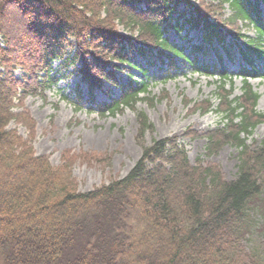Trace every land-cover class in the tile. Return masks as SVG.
<instances>
[{"label": "trees", "instance_id": "1", "mask_svg": "<svg viewBox=\"0 0 264 264\" xmlns=\"http://www.w3.org/2000/svg\"><path fill=\"white\" fill-rule=\"evenodd\" d=\"M216 1L0 0V264H264V137L247 142L264 122L248 82L264 74V0ZM185 25L201 31L199 42L171 43L168 31ZM211 47L218 62L199 65L197 53ZM236 53L242 86L232 97L234 74L223 56L233 62ZM135 56L170 67L179 58L218 75V107L207 101L203 113L214 111L219 124L206 131L205 149L207 156L225 144L238 149L233 178L217 164L191 163L176 136L153 138L124 176L85 191L74 162L107 165L110 156L65 151L53 165L36 154L35 122L21 108L26 97H45L71 69L78 99L81 86L91 102L96 89L118 88L117 98L96 104L100 116L134 110L148 99L140 96L147 83H123L117 72L131 76ZM136 118L142 139L152 125L144 112ZM11 121L28 136L9 128Z\"/></svg>", "mask_w": 264, "mask_h": 264}, {"label": "rangeland", "instance_id": "2", "mask_svg": "<svg viewBox=\"0 0 264 264\" xmlns=\"http://www.w3.org/2000/svg\"><path fill=\"white\" fill-rule=\"evenodd\" d=\"M191 1L198 5L207 0ZM262 10L264 15V9ZM222 12L226 15L229 13L227 6ZM119 30L125 34L121 28ZM246 35L254 37V30L246 29ZM167 36L171 43L187 47V40L197 43L201 33L185 26L179 33L170 29ZM206 51L204 55L198 53V62L216 63L214 49L208 48ZM184 52L186 54L188 49ZM162 59L136 56L128 69L131 76L125 72H117V77L123 83L130 78L146 82L149 93L140 94L148 99L139 100L134 110L126 108L114 116H100L95 105L110 97H118L119 90L113 87L108 93L95 90L94 101L91 102L87 99L86 89L82 87V99H78L76 85L79 83V76L74 73L68 75L71 69L59 74V82L44 92L45 97H26L21 108L35 122L32 144L36 154L46 155L53 165L60 163L61 154L65 151L75 155L93 152L110 156L107 165L92 160L88 163L81 160L74 162L72 174L78 189L85 191L124 176L139 158L141 146L149 145L153 138L176 136L185 146L190 162L194 163L199 158L204 162L217 164L226 179L233 178L236 174L238 149L225 144L208 156L205 149L206 131L219 124L214 111L203 113L207 101L213 104L212 107H218L215 94L218 76L214 74L205 77L198 74L193 66L179 58L175 59V67L170 68L167 60ZM58 63L59 61H55L53 68ZM225 63L229 71H237L238 60ZM142 69L146 70L144 74ZM15 74L20 75V70H15ZM250 84L259 95L257 110L264 111V76L250 79ZM232 87V96H238L241 92L240 77L233 78ZM139 111L146 114L152 125V129L147 130L142 139L137 138L139 123L136 113ZM8 127L15 128L23 137L28 136L25 127L18 123L11 121ZM263 137L264 122L254 128L247 142L257 143Z\"/></svg>", "mask_w": 264, "mask_h": 264}]
</instances>
